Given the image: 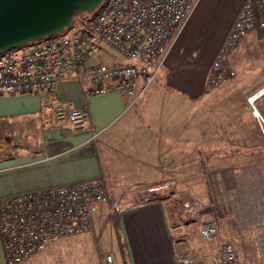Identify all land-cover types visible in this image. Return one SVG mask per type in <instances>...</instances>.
Wrapping results in <instances>:
<instances>
[{
    "label": "crops",
    "instance_id": "1",
    "mask_svg": "<svg viewBox=\"0 0 264 264\" xmlns=\"http://www.w3.org/2000/svg\"><path fill=\"white\" fill-rule=\"evenodd\" d=\"M244 1L196 0L163 71L133 105L120 92L86 97L75 80L60 82L48 97H0V204L19 195L105 182L110 204L120 209L111 213L107 204L94 206L91 231L55 240L26 264H100L108 253L116 255L117 264H179L185 247L204 264H216L221 242L201 239L202 221L199 231L189 234L181 210L170 205L172 197L137 203L138 189L158 192L172 184L191 194L203 191L201 203H187L203 206L207 219L218 222L222 241L240 237L235 246L243 264L258 260L254 232L242 227L264 220L259 160L264 131L248 103L264 89V79H251L249 85L245 79L264 54V30L249 33L231 53L235 76L218 89L207 88L212 64ZM232 94L251 111V120L194 122L195 104L226 103ZM57 107L86 109L89 126L76 129L56 120ZM255 110L264 119V104ZM250 247L255 254L244 259L243 250ZM0 264H7L1 233Z\"/></svg>",
    "mask_w": 264,
    "mask_h": 264
},
{
    "label": "built area",
    "instance_id": "2",
    "mask_svg": "<svg viewBox=\"0 0 264 264\" xmlns=\"http://www.w3.org/2000/svg\"><path fill=\"white\" fill-rule=\"evenodd\" d=\"M195 5L196 0H105L97 13L83 18L82 25L0 55V97H48L60 82L75 80L86 97L120 92L133 105L147 94L163 71ZM256 30H264V0H245L212 64L207 88L218 89L235 76L230 55ZM97 40L126 62H98L92 47ZM262 96L264 89L249 97L248 103L264 131V119L255 110V102ZM54 117L70 122L76 129L87 128L90 121L86 109L67 111L57 107ZM97 136L94 133V138ZM135 196L142 203L150 201L142 194ZM110 198L107 183L92 182L19 195L2 202L0 233L7 264H26L55 240L91 231L93 207L108 204ZM185 208L193 212L191 202ZM114 210H120L118 205ZM242 228L254 232L258 260L248 264H264V220ZM200 237L206 242H221L216 264H243L235 244L221 240L217 221L203 220ZM178 263L204 264L191 256L187 247L179 253ZM100 264H117L116 255L102 256Z\"/></svg>",
    "mask_w": 264,
    "mask_h": 264
},
{
    "label": "water",
    "instance_id": "3",
    "mask_svg": "<svg viewBox=\"0 0 264 264\" xmlns=\"http://www.w3.org/2000/svg\"><path fill=\"white\" fill-rule=\"evenodd\" d=\"M105 0H0V55L56 36Z\"/></svg>",
    "mask_w": 264,
    "mask_h": 264
},
{
    "label": "rangeland",
    "instance_id": "4",
    "mask_svg": "<svg viewBox=\"0 0 264 264\" xmlns=\"http://www.w3.org/2000/svg\"><path fill=\"white\" fill-rule=\"evenodd\" d=\"M93 15V14H92ZM90 15V16H92ZM87 16V14H84L83 16L77 17L76 21L74 23V25L76 24H80L82 25V20L83 18H85ZM73 25V26H74ZM262 50L264 51V44H262ZM93 50L95 52V58L98 60V62L100 63H105L108 65L111 64H115V63H123L124 62V58L122 56H120L119 54H117L116 52H114L113 50H111L110 48H108L104 43H102L101 41L97 40L95 41V43L92 45ZM260 63L259 61H257L256 63V67H254V69L252 70V74L250 75L251 77L248 76V78L245 79L246 83L249 85V81L252 79H256V80H261L264 79V67H263V60H264V54L260 55L259 57ZM243 74V72L241 73V75ZM240 78V76H239ZM246 84V85H247ZM230 100L229 102H224L221 101L219 104L218 103H211L210 104H206V103H197L194 106L193 109V118H194V122L195 123H199L203 117L204 118H209L210 121L212 122L215 119H221V120H227V119H232L234 117H238V118H242V119H248L251 120V111H247L246 109V105L244 104V102L242 100H240V96L238 94H232L230 96ZM264 104V98L262 100H260L259 102H257L255 104V107L257 109H260L261 106ZM232 108V109H229ZM213 123V122H212ZM197 129L200 131V124L198 125ZM259 137L261 138V140H263V133L260 131L259 132ZM260 147V146H259ZM259 150L261 153L259 154V160L261 159V161L263 162V168H264V148L260 147ZM196 176V175H195ZM198 177H200V175H197ZM262 192H263V196H264V182H262ZM260 186V187H261ZM182 190H178L176 189L175 185H167L166 188L162 189V190H157L158 192H150L148 190H146L145 192H141V189H138L137 192H139L138 194H142L145 197H148V199L153 200L155 197H162L164 199H170V197H172L171 201H170V205L173 206L175 209L178 207L181 210V214H183L185 221L187 222V226L188 229L187 231L189 232V234L191 233H195L196 231H199L198 226L200 224L201 221H203L204 219L207 220L208 215H206L203 211V206L199 205V206H194V211L192 213L188 212V210L185 208L184 204L189 202V201H193V202H197V203H201V198L203 197V191L201 190H195L194 194H191V191H186L184 188V186H182ZM176 194H180L178 196H176ZM199 197V198H198ZM111 199V198H110ZM142 199H137V203H142L143 201H141ZM113 203V201H111ZM110 200L107 204V206H109V208L111 209V213L116 212V210L112 209L113 204L111 203ZM114 211V212H112ZM186 237V234H185ZM235 239L240 240L239 236H236V238H232L231 241L236 245ZM243 257L244 259H252L254 256V251L253 248L250 247L246 250H243Z\"/></svg>",
    "mask_w": 264,
    "mask_h": 264
},
{
    "label": "trees",
    "instance_id": "5",
    "mask_svg": "<svg viewBox=\"0 0 264 264\" xmlns=\"http://www.w3.org/2000/svg\"><path fill=\"white\" fill-rule=\"evenodd\" d=\"M99 10H100V9H98V10H97L96 12H94V13H97ZM115 226H116L117 234H118L119 239H120V233L118 232V225L116 224Z\"/></svg>",
    "mask_w": 264,
    "mask_h": 264
}]
</instances>
